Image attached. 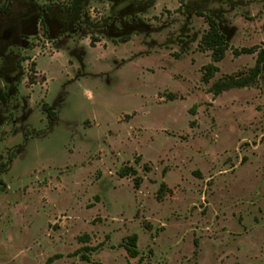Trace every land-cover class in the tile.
Listing matches in <instances>:
<instances>
[{
    "label": "rangeland",
    "instance_id": "374dc122",
    "mask_svg": "<svg viewBox=\"0 0 264 264\" xmlns=\"http://www.w3.org/2000/svg\"><path fill=\"white\" fill-rule=\"evenodd\" d=\"M89 12L14 49L26 59L9 103L25 107L0 122V264H264V73L209 92L264 50V0H98ZM199 13L230 44L209 84Z\"/></svg>",
    "mask_w": 264,
    "mask_h": 264
},
{
    "label": "trees",
    "instance_id": "16d2710c",
    "mask_svg": "<svg viewBox=\"0 0 264 264\" xmlns=\"http://www.w3.org/2000/svg\"><path fill=\"white\" fill-rule=\"evenodd\" d=\"M98 1V0H70L68 3L60 2L54 0H45V2L40 6V4L37 3L38 7L41 9L40 13L38 15H41V17L46 16L49 17L51 12L54 10V8L58 7L62 10L63 18L71 21L72 26L77 23L80 27L81 25H87V14H89V8L92 2ZM64 4H67V6H63ZM61 6V7H60ZM198 15H201L205 18L206 23L208 24L207 31L204 32L202 35L200 41H199V49L201 51H209L211 52V63L205 65L202 68V82L205 84H209L213 78L216 76V74L219 72L220 68L218 66L219 63H221L230 49V44L227 38V35L222 31L220 21L218 18L214 15H205L203 13H199ZM25 18V17H24ZM41 24H43L44 30V19H42ZM101 26V24H100ZM99 26V27H100ZM93 27L97 28V26L93 25ZM46 32V31H45ZM47 36V33L44 34ZM127 38H123L121 40H126ZM99 39L96 37L91 38V44L94 46L96 42H98ZM240 53H256V48H243L240 51L234 50V54L239 55ZM26 58H23L25 60ZM264 73V50H260L257 55L256 63L255 65L248 70L247 73L239 74V75H231L224 78H221L217 81H215L211 87L209 88V92L214 96L218 97L222 93L226 91H230L232 89H240V88H246L253 86L258 79L263 75ZM172 98L173 95H171ZM48 110V117L53 123L56 119V115L53 113V111ZM135 174V170H133L131 167L127 169H123L120 173L121 177H126L129 174ZM140 186V180L139 178L135 181V187ZM165 187V184H163L160 188L159 195H163V189ZM137 241L138 236L132 235L128 237L127 241V252L128 255L132 258H136L139 255V250L137 247Z\"/></svg>",
    "mask_w": 264,
    "mask_h": 264
},
{
    "label": "flooded vegetation",
    "instance_id": "af4514ba",
    "mask_svg": "<svg viewBox=\"0 0 264 264\" xmlns=\"http://www.w3.org/2000/svg\"><path fill=\"white\" fill-rule=\"evenodd\" d=\"M26 3H21L20 0H0V73L4 74L5 72L9 74L4 79L6 80L5 85L2 83L0 86V122L1 120L2 122L6 121L5 112H8L9 117H11V108L14 107L15 110H19L25 107H18L19 105L9 103L12 98L19 95V85L17 86L16 84L19 83L22 76L21 64L25 61L23 60L25 54L14 49L27 48L30 50L35 45L29 41L30 36L38 40V38H43L44 34L47 33L46 37L55 40L59 37L62 30L60 28L62 26L60 21L63 20V15L60 8H54L49 17L46 14L44 17H41V15H38L41 9L34 0H31L28 5ZM15 16L19 18L17 20L24 23L22 25L23 28L20 27L21 23L14 18ZM12 17L13 23H10L7 28L3 27L4 24H7L5 20L12 19ZM41 18L44 19L45 30L43 24L39 26L42 22ZM66 24V26L69 25L68 27L71 26L69 22ZM28 32L32 34H27ZM3 171H5V165L1 163L0 173ZM3 186L4 181L0 179V193H4L6 190L2 189Z\"/></svg>",
    "mask_w": 264,
    "mask_h": 264
},
{
    "label": "crops",
    "instance_id": "0c3cea01",
    "mask_svg": "<svg viewBox=\"0 0 264 264\" xmlns=\"http://www.w3.org/2000/svg\"><path fill=\"white\" fill-rule=\"evenodd\" d=\"M40 24H41V23H40ZM30 25H31V24H30ZM28 26H29V25H28ZM39 26H40V25H39ZM30 27H31V26H30ZM27 34H32V33H29V32H28Z\"/></svg>",
    "mask_w": 264,
    "mask_h": 264
}]
</instances>
